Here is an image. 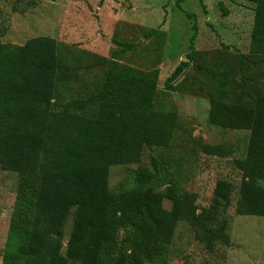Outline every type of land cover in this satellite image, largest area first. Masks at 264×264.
Masks as SVG:
<instances>
[{
    "label": "trees",
    "instance_id": "1",
    "mask_svg": "<svg viewBox=\"0 0 264 264\" xmlns=\"http://www.w3.org/2000/svg\"><path fill=\"white\" fill-rule=\"evenodd\" d=\"M243 1L255 6L250 53L264 57V0ZM193 40L188 62L166 79V90H176L174 83L189 67ZM99 65L107 70L92 90L68 98L80 76L65 64L53 38L0 44V169L18 176L1 264H69L80 253V264L164 263L180 222L208 255L217 246L229 247L232 186L225 180L216 182L211 204L199 207L172 179L160 176L153 159L152 169L133 172L130 188L117 196L111 192L110 167L138 163L145 146L169 148L180 121L178 111L162 102L157 70L105 58ZM232 70L224 67L206 78L214 82L207 93L208 123L250 132L245 157L234 161L241 172L235 212L264 218V83L255 96L233 98ZM201 148L221 158L231 152L222 145ZM164 200L172 203L169 210Z\"/></svg>",
    "mask_w": 264,
    "mask_h": 264
},
{
    "label": "rangeland",
    "instance_id": "2",
    "mask_svg": "<svg viewBox=\"0 0 264 264\" xmlns=\"http://www.w3.org/2000/svg\"><path fill=\"white\" fill-rule=\"evenodd\" d=\"M178 1L0 0V44L21 46L34 37L53 38L65 64L80 76L81 82L71 86L68 98L92 90L95 80L107 70L99 65L102 58L143 71L157 70L162 102L178 111L179 127L169 148L145 146L138 163L110 167V190L117 196L130 188L133 172L138 167L152 169L153 159L161 169L160 176L172 179L199 207L211 204L216 182L225 180L232 186L226 212L231 243L217 246L208 255L194 240L190 227L180 222L168 260L146 264H264V218L235 212L241 172L234 161L245 157L250 132L223 130L208 123L207 93L214 82L206 79L209 73L233 68V98L255 96L263 85L264 57L250 53L255 6L243 0ZM192 36L193 59L174 83L176 90L168 91L166 79L192 53ZM202 144L222 145L231 152L224 158L208 156ZM17 182L15 172L0 169V264ZM171 205L164 200L166 210ZM72 220L73 211L64 227L63 255ZM77 256L69 264H80L83 256Z\"/></svg>",
    "mask_w": 264,
    "mask_h": 264
}]
</instances>
